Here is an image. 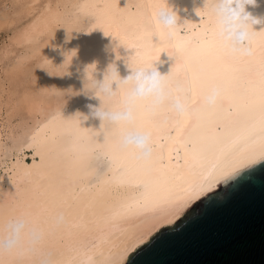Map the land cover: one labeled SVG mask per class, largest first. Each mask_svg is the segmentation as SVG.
I'll list each match as a JSON object with an SVG mask.
<instances>
[{"label": "bare ground", "instance_id": "6f19581e", "mask_svg": "<svg viewBox=\"0 0 264 264\" xmlns=\"http://www.w3.org/2000/svg\"><path fill=\"white\" fill-rule=\"evenodd\" d=\"M18 1L30 18L19 16L24 24L0 57V226L27 216L44 238L35 251L0 254V264L43 256L124 264L138 244L264 158V23L253 26L250 53L239 54L219 37L214 0L206 8L204 0H169L180 17L171 30L157 17L168 0ZM247 11L264 19V0ZM9 18L0 13V23ZM126 60L169 74V90L188 103L182 116L168 103H137L134 125L151 133L147 158L121 147L120 127L81 118L100 104L88 95L95 78L112 63L125 78ZM25 77L30 85L17 94L11 85ZM213 86L219 95L207 104ZM126 94L121 88L105 106L121 107ZM20 110L30 122L17 119Z\"/></svg>", "mask_w": 264, "mask_h": 264}, {"label": "water", "instance_id": "95a60500", "mask_svg": "<svg viewBox=\"0 0 264 264\" xmlns=\"http://www.w3.org/2000/svg\"><path fill=\"white\" fill-rule=\"evenodd\" d=\"M124 264H264V158L138 244Z\"/></svg>", "mask_w": 264, "mask_h": 264}, {"label": "clouds", "instance_id": "9594fccd", "mask_svg": "<svg viewBox=\"0 0 264 264\" xmlns=\"http://www.w3.org/2000/svg\"><path fill=\"white\" fill-rule=\"evenodd\" d=\"M207 6L208 0H204L203 8ZM248 6L256 7L257 0H214L213 3L220 39L225 46L239 54L250 53L248 44L252 30H254L253 26L264 23V19L254 17L247 11ZM199 10L196 9L198 16H200ZM157 17L159 23L169 30L180 24V17L177 11L169 6V0L167 7L158 10ZM64 55L66 56V53ZM119 58L117 53V59ZM126 66L129 69V74L125 78H121L115 63L108 66L103 80H97L94 77L95 91L88 95L90 98L98 99L100 104L98 107L88 104L89 115H81V118L83 120L90 117L99 119L101 121L100 129L105 128L106 125L109 126V129L111 126L120 127L122 129L119 137L121 147L135 151L142 158H147L152 151L151 133L138 129L134 125L137 103L147 101L152 109L168 103L181 116L187 112L188 103L182 95L173 94L169 90L166 81L169 74L162 75L156 65L154 67H133L126 60ZM121 88L127 90V94L121 100V107H106L105 100L114 98ZM218 95L219 89L213 86L205 96V102L214 104ZM57 219H62V216ZM43 238L44 232L38 225L34 224L27 216H17L0 226V254L18 248L35 251ZM40 264H52V261L50 257L43 256L40 259Z\"/></svg>", "mask_w": 264, "mask_h": 264}, {"label": "rangeland", "instance_id": "374dc122", "mask_svg": "<svg viewBox=\"0 0 264 264\" xmlns=\"http://www.w3.org/2000/svg\"><path fill=\"white\" fill-rule=\"evenodd\" d=\"M18 2H19V4H17ZM21 7H23V6H21L20 1H18V0H12V1H9V0H0V13L1 12H7V13H9V16H10V18H9L10 20H7V21H4V22H1L0 23V57H2L4 55V52H5L6 47L9 46L8 44H10V42L12 40L11 38H13L15 36V34L18 33L16 31H18L23 26L24 22H26L27 21V18L29 17L27 15L28 13L26 11H24L25 10L24 7L23 8H21ZM18 10H19V12H18ZM20 12H22V14ZM23 12H25V13L23 14ZM22 15H24V16L22 17ZM19 16L22 18V20L24 22L21 19L19 21V18H20ZM12 22L15 23L16 25L13 24ZM5 25H7V27ZM12 32H14V33H12ZM9 40H10V42H9ZM2 52H3V55H2ZM1 62L4 63V64H5V62L4 61H0V74H3L4 72H3L2 67H4V65H2ZM33 69H34V67L32 68V70ZM1 70H2V72H1ZM28 78L29 77H27V78L25 77V80L26 81H24V82H21L20 81L19 82L20 85L18 83L15 84V85L13 84V86L11 85V87L14 88V90L18 92L17 94H19V92L21 91L22 85H24V86L30 85V82L31 81ZM4 97H6V95H4ZM4 97H3L2 100H1V97H0V103L2 101H4V99H5ZM19 112H20V114H18V116H17V119L18 120H22V122L23 121H25V122H30L31 121V119H29L28 115L23 110H20ZM2 116H6V106L5 105L2 106Z\"/></svg>", "mask_w": 264, "mask_h": 264}]
</instances>
